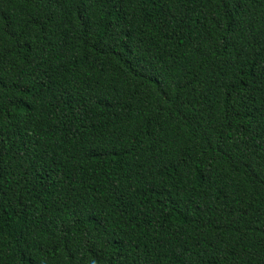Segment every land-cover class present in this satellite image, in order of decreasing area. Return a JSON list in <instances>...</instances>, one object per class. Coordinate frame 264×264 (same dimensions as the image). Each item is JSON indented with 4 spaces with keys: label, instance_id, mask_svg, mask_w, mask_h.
Returning <instances> with one entry per match:
<instances>
[{
    "label": "trees",
    "instance_id": "obj_1",
    "mask_svg": "<svg viewBox=\"0 0 264 264\" xmlns=\"http://www.w3.org/2000/svg\"><path fill=\"white\" fill-rule=\"evenodd\" d=\"M0 264H264V0H0Z\"/></svg>",
    "mask_w": 264,
    "mask_h": 264
}]
</instances>
